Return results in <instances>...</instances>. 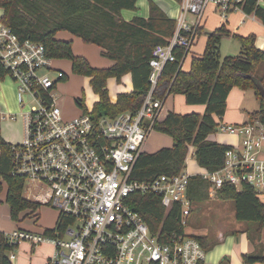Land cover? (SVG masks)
Instances as JSON below:
<instances>
[{"label": "built area", "instance_id": "built-area-1", "mask_svg": "<svg viewBox=\"0 0 264 264\" xmlns=\"http://www.w3.org/2000/svg\"><path fill=\"white\" fill-rule=\"evenodd\" d=\"M243 2L180 0L174 34L152 51L151 86L141 108L99 120L91 111L65 120L56 90L64 73L55 70V78L47 73L53 70L52 58L42 43L21 40L9 27L0 26V59L20 84V102L27 93L35 103L23 112V140L12 143V172L25 177L26 183L44 185L33 201L73 218L54 236L14 230L7 233L11 243L53 244L55 253L48 264H204L206 249L200 240L177 235L161 241L127 198L135 193L156 194L167 210L179 203L182 223L187 224L194 206L188 198L190 173L138 181L131 179L132 172L154 124L163 120L165 101L156 98L154 91L166 63L177 60L175 49L185 52L183 67L208 5L214 4L226 20L231 12L244 11ZM4 118L15 120L17 115ZM218 129L239 135L240 143L227 151L220 170L201 174L211 183L210 195L214 197L225 183L237 189L247 183L263 195L264 124L221 122Z\"/></svg>", "mask_w": 264, "mask_h": 264}, {"label": "trees", "instance_id": "trees-1", "mask_svg": "<svg viewBox=\"0 0 264 264\" xmlns=\"http://www.w3.org/2000/svg\"><path fill=\"white\" fill-rule=\"evenodd\" d=\"M137 5L138 0H0V7L4 10L3 25L21 40L42 43L50 58L70 59L73 73L91 79L90 85L98 95V101L91 110L96 120L102 116L115 117L124 111L136 112L141 108L151 86L152 51L158 44H167L176 30V20L170 18L154 0L150 1L149 17L124 19L122 12L136 10ZM243 10L247 14H255L264 23V7L258 0H244ZM60 31H68L85 43L99 46L102 55L115 63L108 68L92 66L84 56L74 53L72 41L56 38ZM228 36L240 41L242 50L239 55L221 54L222 40ZM175 53L177 60L164 66L154 96L165 101L169 95L181 94L187 104L205 105V112L180 114L171 111L162 121L155 123L154 130L171 136L174 144L155 153L142 152L134 166L132 180L152 181L161 175L174 176L185 171L190 145L195 147L194 156L200 167L209 172L220 170L232 146L214 141L210 136L216 133L226 114L228 96L234 87L255 91L260 108L249 113L248 121L258 120L264 124V96L259 90V86L264 88V51L256 46V35L232 34L223 24L209 32L205 52L193 56L191 68L187 71L180 62L184 50L177 48ZM129 73L133 90L120 93L113 103L108 79L115 77L121 81ZM8 75L10 70L0 59V79ZM67 78L64 73L63 80ZM77 102L84 113L89 112L83 100L77 99ZM12 146L3 137L0 125V192L6 184V202L10 206L11 218L18 221L23 211L36 213L41 203L24 197L26 178L12 172ZM210 184L203 176L192 175L188 186L190 201L200 204L212 198ZM214 197L223 201L233 200L236 218L253 223L248 234L256 245V251L245 254L243 264H264V244L261 242L264 202L258 193L247 183L241 189L225 183ZM127 203L161 241L186 235L181 204L176 203L167 210L160 196L152 193L132 194ZM72 221L71 216L59 213L56 228H46L45 234L54 236ZM196 238L206 250L209 249L211 245L207 244L206 237ZM18 246L0 230V264H13L10 253Z\"/></svg>", "mask_w": 264, "mask_h": 264}, {"label": "rangeland", "instance_id": "rangeland-1", "mask_svg": "<svg viewBox=\"0 0 264 264\" xmlns=\"http://www.w3.org/2000/svg\"><path fill=\"white\" fill-rule=\"evenodd\" d=\"M148 0H145V3ZM141 4L144 2V0H140ZM137 5V9L135 11H140V8H142V5ZM216 6L214 4H209L207 8ZM179 12L175 19L178 18L180 13V7ZM208 10V9H207ZM141 16V15H140ZM144 17V16H142ZM199 36V35H198ZM198 36L191 48V51L189 55L186 57L185 61L183 62V69L189 70L191 67V60L193 56L202 55L205 52L206 44L208 37L205 34V32L202 33L203 41H205V47L202 52H196L195 47L197 46L198 42ZM230 40V39H228ZM237 40V39H236ZM235 39L230 40L229 43H225L223 47H221V54L223 56L226 55H239V54H232L230 51L235 44H239ZM227 41V40H226ZM86 46H89V50H86V53L89 57L92 56L93 58H106L103 57L102 52L98 46L84 43L83 41H80ZM77 51V50H76ZM229 54H226L228 53ZM81 55V54H78ZM84 56V55H81ZM92 66L100 68L98 65H101L100 62H92L88 59V57L84 56ZM109 60L108 58H106ZM93 64H92V63ZM54 67L57 70H62L66 75L67 79L60 80L57 84L56 90L59 93V103L63 109V117L65 120H70L76 117L75 115L77 113L74 112H81L84 110L80 107V105L77 102V99L83 100L85 107L91 111L93 110L95 103L97 102V94L94 92L90 85V78L84 75L75 74L72 72V63L70 59H54ZM49 75L52 78L57 77V72L55 70H50ZM127 75V74H126ZM124 75L121 79V81H118L115 77H111L108 80V89H109V95L110 98L113 99L119 92L124 91H130L132 88L130 84L124 79ZM9 79L11 83L7 84V91H5V94L3 95V100L0 101V108L6 113H13L17 115V120L14 121L12 119H7L1 123V126L7 125V123H13L11 126H8L7 129L10 131V134H14V136L18 135L19 137L14 139L16 142H21L24 138V117L23 112L26 110L31 109L32 106L35 105L34 101L32 100L31 96H29L27 93L22 94L23 102H20L19 98V82L16 81L11 75ZM235 101L232 99L231 104L229 106L231 112L239 114V112L243 113V119L245 121H248L249 113L255 112L259 110L260 108V102L257 99L255 95V91L253 89H248L245 93V96L243 97V103L240 104V106H235ZM189 104L186 103L185 98L183 95H174L170 96L166 103H165V109L162 112V118L167 115L168 111H176L180 114L190 113L187 111L189 109ZM66 109L71 110L70 112H67ZM244 109V110H243ZM242 122V123H245ZM20 127H22V130H20ZM215 134H231L238 136L235 133H230L229 131H222L221 129H218ZM173 143V138L165 133H162L157 130H153L152 133L149 135L148 142L145 143V150H147L148 153H155L159 151L161 148L165 147H171L166 146L167 144ZM238 146L239 144H234ZM195 147L193 145H190L189 147V154L188 159L189 161L195 162ZM200 172H204V170L200 169ZM41 187H44V185L39 183H33L32 181H27L26 187L24 190V197L33 200L34 195L38 194L39 189L41 190ZM7 192V185L4 184L3 190L0 192V227L1 231L3 232H12L14 230H26L31 231L36 234H45L46 228L55 229L57 225V219L59 215V211L52 206L49 205H41L39 210L36 212L38 213L36 216L31 213V210L29 211V214H26V211H23L20 214V219L18 221H15L11 218L10 215V206L7 202H5ZM203 203H207V207L204 210ZM215 206L211 209L210 207ZM194 213L191 215L189 224L185 226L186 233L191 235H199L206 232H213L216 231L219 228V225L222 224L224 227H227V229L236 230V229H242L247 225V228L252 226V222L248 221H241L236 218L235 215V203L233 200L223 201L219 200L217 198H210L209 200L202 202L200 204H194ZM14 229V230H13ZM69 238V237H68ZM25 243L29 244V242L25 241ZM31 246V245H30ZM21 251H25L27 257L31 261L33 258L31 257L34 253H36V248L29 247L26 248L25 244L19 245L14 251H12L10 254L15 253V255H19ZM46 251V250H43Z\"/></svg>", "mask_w": 264, "mask_h": 264}, {"label": "crops", "instance_id": "crops-1", "mask_svg": "<svg viewBox=\"0 0 264 264\" xmlns=\"http://www.w3.org/2000/svg\"><path fill=\"white\" fill-rule=\"evenodd\" d=\"M150 1L151 0H148L145 3V0H144V2L141 4L140 0H138V4L142 5V8H140V11L124 10L122 12L124 19L131 20L135 16H140V15L144 16L146 18L149 17ZM154 1L170 18L175 19V17L177 16V14L179 12L178 7H179L180 1H178V0H154ZM260 5L262 7H264V0L260 3ZM3 14H4V10H3V8L0 7V26L2 25L1 19L3 17ZM223 24L226 26V28L228 30H230L232 32V34H236L239 36H249L251 34L256 35V46L259 49L264 51V23L255 14H247L246 12H244L242 10H238V11L231 12L228 15L227 19L223 20L218 9L216 7L215 8L210 7V8H206L204 16H203L202 25H201V28L199 31V36L197 39L198 40V42L196 44L197 46L195 47L196 52H202L204 50V47L206 44L205 41H203V38L201 36L202 33L205 32V34L208 37L209 32L214 31L215 29L219 28ZM56 38L61 39V40L72 41L73 51L76 55L81 54V55L88 57V59L92 62H100L101 65H98L100 68H108L115 63L113 60L109 59L108 57H106V58H108L109 60H107L106 58H102V57L96 59V58H93V56L91 59V57H89L86 53V50H89V46H86L85 44L80 42V41H83L80 37L75 36L68 31L58 32L56 35ZM228 39L233 41V39L236 40L237 38L233 37V36L224 37L222 40V43H221V47H223V45L225 43L230 42V40H228ZM236 41L239 44H237L236 46L234 44V46H232L233 48L231 50H234L232 52L230 51V53H232V54H240L241 50H242V46H241L240 41L238 39ZM92 45H95V44H92ZM95 46H97V45H95ZM100 50L102 52L101 48H100ZM226 54H229V52ZM81 55H78V56H81ZM103 57H105V56H103ZM53 63H54V59L51 60V67L53 70H57V69H55ZM60 71H62V70H60ZM9 77L10 76H6L5 78L0 79V101L3 100V95L5 94V91H7V84L11 83L10 81H12L11 79H9ZM124 79L130 84V86L132 88L130 91H124V92H131L133 90L132 75L129 73L125 76ZM246 91L247 90L240 89L239 87H234L231 90V92L228 96V100H227L228 106H227L226 114L222 120L223 123H225V124H243L242 122L245 121V119H243V113H241V112H239V114L233 113V112H231L229 106L231 104L232 99L235 101V103H234L235 106H240V104L243 103V97L245 96ZM120 93H123V92H119L113 99H111V101L113 103H115L117 101V97ZM179 95H181V94H179ZM170 96L171 95H169L167 97V99ZM172 96H174V94H172ZM97 98H98V95H97ZM184 98H185V96H184ZM167 99L165 100V103H166ZM165 103H164L163 110L165 109ZM188 107H189V109L187 111H189L190 113L191 112H198V113L203 114L205 112V109H206V106L203 104H193V105L189 104ZM66 111L70 112L71 110L66 109ZM167 111H168V113L171 112L170 110H167ZM174 112H176V111H174ZM74 113H77L75 116H78V115L84 113V110H82L81 112H74ZM5 114H13V113H6L2 110V108H0V122L7 120L6 118H4ZM166 116L167 115H165V117ZM16 120L17 119H15L14 121H16ZM23 121H24V128L23 129L25 130V119ZM12 124L13 123H7V125H5V126H3V124H2L1 130H2L3 137L8 142L15 143L14 139L18 138L19 136L18 135L14 136V134H10V131L7 129V127L11 126ZM0 125H1V123H0ZM20 130H22V127H20ZM210 138L214 141L221 143V144L229 145L232 147L236 146L234 144L240 143V137L235 136V135H231V134H212L210 136ZM147 142H148V140H147ZM173 144H174V140H173V143L171 142L170 144H167L166 146L172 147ZM144 152H147V150H145V147H144ZM200 169L204 170V172L207 171L205 168L200 167L198 165L197 161H195V162L189 161V159L187 157V163H186V169H185L186 172L190 173L191 175H201L204 172H200ZM6 195H7V192H6ZM259 197L264 202V194L259 195ZM212 198H215V197H212ZM5 202H6V197H5ZM202 205H204L203 208L205 210L207 207L206 206L207 203L206 204L203 203ZM214 206H215V204H213V206H211L210 208L212 209ZM194 209H195V207L193 206V210L188 217V222L186 225L189 224V220H190L191 215L194 213ZM26 214H28L30 216L28 210H26ZM36 214H38V213H34L33 215L36 216ZM10 215H11V212H10ZM58 218H59V215H58ZM57 221H58V219H57ZM248 228L246 225L242 229L231 230L229 228L227 229V227H224L222 224H220L219 228L213 232H206V233H202L199 235H191V234L186 233V235L193 236V237L201 236V237L207 238V244H209L211 246L209 247V249L206 250V257H205L204 264H243V256L245 254L253 253L256 251V245H255L254 241L251 240L249 237ZM0 230H1V227H0ZM185 232H186V228H185ZM5 233H7V232H5ZM261 242H262V244H264V227H263L262 233H261ZM21 244H25L27 249L29 247L36 248L37 251H36V253H34L31 256L33 258L31 261L27 257L25 251L24 252L21 251L19 253V255H15V253H12L13 257H11V254H10V258H11L13 264H48V261L50 260V258L55 253V248H54L53 244L48 243V242L39 244L37 246H34L30 243L27 244L25 242H23ZM43 250H46V251H43Z\"/></svg>", "mask_w": 264, "mask_h": 264}, {"label": "water", "instance_id": "water-1", "mask_svg": "<svg viewBox=\"0 0 264 264\" xmlns=\"http://www.w3.org/2000/svg\"><path fill=\"white\" fill-rule=\"evenodd\" d=\"M259 90H260V92H261L262 96H264V88H263V87H261V86H259Z\"/></svg>", "mask_w": 264, "mask_h": 264}]
</instances>
